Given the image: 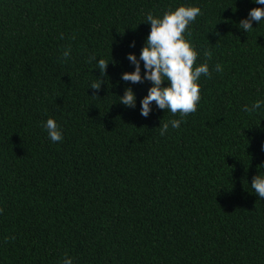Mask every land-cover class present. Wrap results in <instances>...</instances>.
Masks as SVG:
<instances>
[{
    "label": "trees",
    "instance_id": "16d2710c",
    "mask_svg": "<svg viewBox=\"0 0 264 264\" xmlns=\"http://www.w3.org/2000/svg\"><path fill=\"white\" fill-rule=\"evenodd\" d=\"M201 14L191 41L210 71L201 100L180 119L140 101L134 71L148 12ZM253 0H0V264H264V21L239 24ZM63 34V39L60 38ZM135 42V47L130 45ZM71 48L65 62L62 52ZM109 62L105 74L88 63ZM143 73V63H141ZM102 81L101 88H89ZM164 86H167V82ZM136 107L119 102L127 88ZM53 118V144L41 122Z\"/></svg>",
    "mask_w": 264,
    "mask_h": 264
},
{
    "label": "clouds",
    "instance_id": "9594fccd",
    "mask_svg": "<svg viewBox=\"0 0 264 264\" xmlns=\"http://www.w3.org/2000/svg\"><path fill=\"white\" fill-rule=\"evenodd\" d=\"M257 5H264V0H253ZM201 14V9L191 5H181L175 10L165 11L162 15H154L148 12L143 23L150 25V33L146 39L145 46L141 49L139 57L134 53L127 55V60L134 66V71L124 72L121 79L131 84L150 82L147 95L140 101V114L147 118L155 107L167 110L173 116L179 114L180 119H172L162 123L160 135L168 133L169 128L180 129L184 123V117L197 111L201 100V77L211 78L212 71L222 72L223 65L216 63L210 71L209 63L213 57L212 50L204 49L205 62L197 64L198 50L186 38L190 36L189 25ZM264 21V8H253L248 17L243 19L239 27L246 33L253 30V22ZM63 39V34L60 36ZM131 47H135L133 42ZM71 56V48L62 52V59L66 62ZM96 62L95 69L105 74L109 65L103 58L98 59L95 55L88 58L87 62ZM143 63V73L141 68ZM167 82V86H164ZM102 81L93 82L89 88L99 90ZM119 102L126 107L135 108L137 97L131 87L127 88ZM242 111L251 115L252 113L264 112V99H257L250 105H245ZM42 129L46 132L48 139L53 143H61L64 139L63 128L53 118L41 122ZM261 167H264L262 165ZM251 189L264 200V173L253 178ZM60 264H74L73 258L67 254L61 259Z\"/></svg>",
    "mask_w": 264,
    "mask_h": 264
}]
</instances>
